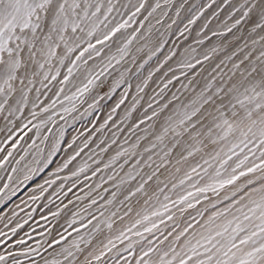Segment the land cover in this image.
I'll use <instances>...</instances> for the list:
<instances>
[{"label": "snow or ice", "instance_id": "6c2138e0", "mask_svg": "<svg viewBox=\"0 0 264 264\" xmlns=\"http://www.w3.org/2000/svg\"><path fill=\"white\" fill-rule=\"evenodd\" d=\"M0 133V264H264V0H0Z\"/></svg>", "mask_w": 264, "mask_h": 264}, {"label": "rangeland", "instance_id": "374dc122", "mask_svg": "<svg viewBox=\"0 0 264 264\" xmlns=\"http://www.w3.org/2000/svg\"><path fill=\"white\" fill-rule=\"evenodd\" d=\"M4 140V133H0V141H3ZM4 147H10V144H4ZM14 200H16L17 198H13ZM10 207H12V205L10 204L9 205V208ZM23 207V206H22ZM5 213H7L8 212V208H5L4 210H3ZM17 211H19V210H17ZM25 211H28V209L26 208L25 209ZM20 215L21 216H24L25 215V212H21L20 213ZM37 220H39V216H35L34 218H33V220H30L29 221V225H31V226H34V227H36L37 228V232H39V231H41L42 229L36 224V221ZM44 223V221H40V224H43ZM29 225H25V230H28V231H31V228L29 227ZM0 227H2V225H0ZM5 231H8V229H4ZM20 235H23V232H20ZM33 235L34 236H36V239H40V237L38 236V235H36V233H33ZM13 239H15V238H13ZM30 243H34L33 241H29Z\"/></svg>", "mask_w": 264, "mask_h": 264}]
</instances>
